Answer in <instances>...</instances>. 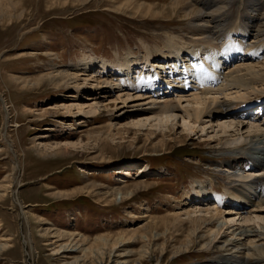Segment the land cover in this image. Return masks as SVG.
I'll return each mask as SVG.
<instances>
[{
	"label": "rangeland",
	"instance_id": "rangeland-1",
	"mask_svg": "<svg viewBox=\"0 0 264 264\" xmlns=\"http://www.w3.org/2000/svg\"><path fill=\"white\" fill-rule=\"evenodd\" d=\"M172 1L0 0V264L229 259L222 241L232 237L213 241L216 221L193 225L184 214L217 207L229 229L251 212L254 201L234 200L230 182L246 188L256 178L263 186L264 170L245 162L237 164L240 171L228 169L225 160L248 155L241 146L248 127L264 129V82L253 91L226 92L246 104L232 115L186 118L192 97L206 88L160 54L167 38L187 36L195 18L184 16L192 11L188 0L177 9ZM222 1L196 0L194 8L223 9L218 27L230 30L242 6ZM257 2L261 13L264 1ZM230 36L218 62L232 58L221 72L264 64V44L242 59ZM126 59L131 77L113 81ZM85 61L93 67L82 75ZM215 92L206 98H222ZM164 100L183 111L166 123L149 111ZM258 222L256 241L264 250V222ZM62 250L74 251L55 254ZM250 263L264 264V256L244 264Z\"/></svg>",
	"mask_w": 264,
	"mask_h": 264
},
{
	"label": "bare ground",
	"instance_id": "bare-ground-1",
	"mask_svg": "<svg viewBox=\"0 0 264 264\" xmlns=\"http://www.w3.org/2000/svg\"><path fill=\"white\" fill-rule=\"evenodd\" d=\"M183 1L184 0L172 1V4L174 5V9L180 8L181 6L183 7L184 5ZM195 1L196 0H188L186 4L189 7L187 8L192 11L189 10L191 13L189 15L186 14L184 16L191 17L192 15H194L195 17L194 20L190 23L188 33H186L187 36L182 38L173 36V38L169 41L167 38L165 43V51H161L160 54L164 55L165 58L167 59L169 58L172 59L171 61H166V62L167 63L173 62L172 67L174 68V70L177 69L179 64L185 65V66L180 65L179 67L183 68L184 70L183 72L187 76H189V78L194 76L201 83L202 87L205 86L206 90L205 91L201 90L200 96L197 95L192 97V101L194 104V106H191L192 112L185 110L186 112L184 113L186 118H189L195 123H199L202 117L215 119L220 115H232V113H234L235 111H239L240 109H243L246 106L244 102H236V101L234 102L233 100L229 99L231 96H229V94H226L227 91H230L232 89L237 90L238 93L242 90L253 91L256 87L255 85L256 83L264 82V70H263L264 64H261V66H257V65L242 66V68L233 69L234 71L231 70L232 72L227 71L226 73L229 74H226L221 72L219 68L220 66H223L225 63H227L232 57L230 56L229 58H225L224 59L225 63L223 62L222 65L219 64L220 61L218 62V60L220 59V58L218 59V57L220 55H224L227 53L226 52L227 49L224 50V46L222 43L225 41V39H228L230 35H231L230 37L234 36L236 51H239V57L242 59L245 57H250L251 55L252 56L256 55L257 52L263 48L264 10H260L261 13H259L258 11L259 3L257 2L258 0H248L247 5L244 4L242 5L241 2L243 0H237L238 6L236 5L237 6L236 10L239 8V6H242V9H239L236 12L235 22L232 23V25L234 24L233 25L234 27L230 28V30H227L226 26L228 24L225 27H222L221 25H219L218 27V24L221 21L217 19H220L223 16L224 14L223 9L217 8V10L213 12L205 13L202 12L201 10H197L194 8ZM230 1L231 0H225L222 1L221 3L230 2ZM210 24H212V26ZM239 24H242V26L240 27ZM216 36H221L223 38H220L219 41H214L216 39L215 38ZM232 53H230V55H233ZM147 64H149V60ZM92 65H93L92 62H86V64L81 65L82 68L80 71L82 75L84 74V72H87L86 70L91 69L93 67ZM162 67L165 66L156 64L153 68L160 70V68ZM103 68L104 67H102V69ZM229 68L231 67L229 66ZM132 70L133 69L132 66L130 65V61L126 59L124 64L119 66V69L117 70V74H115L112 80L113 81L127 80L129 76L131 77ZM94 72L95 70H93L92 75L94 74ZM97 73L100 74L102 73V71L98 70ZM63 75H66L64 77L68 76L67 74H65V72ZM110 81L111 80L109 81L106 80L103 82V84L110 85L111 84ZM209 81L211 83H209ZM212 83L213 85L210 86ZM185 87L187 86H182L181 88H185ZM212 88H215L216 91L214 95L222 96V98L218 99L216 97H213L210 100H208L206 98V95L208 94L211 95L210 91ZM262 94H264V92ZM244 95L245 94L242 95L239 94L238 97L237 96L235 97V99L238 100L244 99L245 97ZM149 111H151V113L153 112L152 113L153 116H155V118H158L159 122L163 121L164 119L165 123L168 122L170 118L171 119L173 118L172 116L174 115L175 112L177 111L183 112L181 107L179 106V102L174 103L173 101H167V100L154 104L150 103ZM171 119L170 121H172ZM259 127H253V126L248 127L249 130L247 131L248 134L247 137L244 139L242 137L243 139L242 142L245 141L246 143L245 145L242 144L241 146L242 149L247 148L249 150V153L248 155L243 154L238 156H236L237 155L236 154L235 155L236 157L231 156L229 158L230 160L226 159L225 163L228 169L238 170L237 164L239 163V165H241L243 162H245L244 164L246 165L250 164L254 167H258L259 171L264 170V129H260ZM233 154L235 153H231V155ZM251 175L252 174H250L249 176ZM249 176H246V179L247 178L249 179ZM257 181L258 180L256 178H253L252 181L250 182V186L247 187L245 186L246 188L235 185V182H230V184L232 185L231 187L232 190H234L237 193V194L234 193L231 194L234 200H237L238 203L243 202L244 204L247 202L253 203L251 201H254V203L251 204L252 207H250L251 212L245 213L244 217L238 220L239 223L234 224L237 227H230L229 229H227L226 227L228 224L224 223L223 220L222 221L218 220L222 216L223 212L217 211L216 206H215L216 209L214 208L210 210L208 208L206 210H203L202 212L196 211V209L198 208H195L191 211V212H198L199 215H195V213L192 215L191 212L188 211L184 214L186 219L189 220L193 225L199 226L205 224L204 226L208 227V226H212L213 224L212 222L216 221L217 224L216 227L217 230L215 235L216 237L215 239H213V241H215L218 236H219V240L220 239L223 240L225 236L232 237V238L229 237L231 238L229 240L225 239L224 241H222L223 242L222 245L225 248L224 251L229 252L227 256L229 257L230 260L229 259L224 261L219 260L216 261V264H244L248 258H251L256 254H259L260 256H264L263 248H259V245H257V241H256V237H259V235H256V231L262 229V226L258 222V220L260 222L261 221L264 222V215L260 213L259 216L261 215L262 217H259L257 215H251V213H254L255 211L261 213L264 212V199L261 197L262 194H264V185L259 186L257 184ZM251 185H254L255 188H252ZM257 190H259L261 193L258 192ZM262 225H264V223ZM210 233L213 234V232L211 231ZM69 251H74V250H62L55 254L60 255ZM70 264H77V263L71 262ZM108 264H121V263H117V261L115 262L114 260Z\"/></svg>",
	"mask_w": 264,
	"mask_h": 264
}]
</instances>
